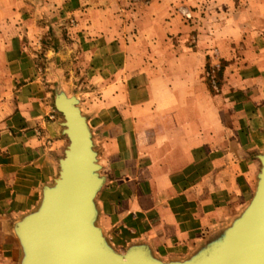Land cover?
<instances>
[{
	"label": "crops",
	"instance_id": "crops-1",
	"mask_svg": "<svg viewBox=\"0 0 264 264\" xmlns=\"http://www.w3.org/2000/svg\"><path fill=\"white\" fill-rule=\"evenodd\" d=\"M58 86L86 118L104 179L97 225L114 250L184 260L249 202L264 152V0H0V264H18L13 225L68 143Z\"/></svg>",
	"mask_w": 264,
	"mask_h": 264
},
{
	"label": "water",
	"instance_id": "water-1",
	"mask_svg": "<svg viewBox=\"0 0 264 264\" xmlns=\"http://www.w3.org/2000/svg\"><path fill=\"white\" fill-rule=\"evenodd\" d=\"M54 107L68 143L52 184L13 225L18 264H264V152L247 205L194 254L165 262L142 244L118 253L97 225L95 198L104 179L79 99L56 89Z\"/></svg>",
	"mask_w": 264,
	"mask_h": 264
},
{
	"label": "rangeland",
	"instance_id": "rangeland-1",
	"mask_svg": "<svg viewBox=\"0 0 264 264\" xmlns=\"http://www.w3.org/2000/svg\"><path fill=\"white\" fill-rule=\"evenodd\" d=\"M36 1H38V0H36ZM130 2H135V0H130ZM239 2H236V4H235V2H234V4L235 5H239L238 4ZM192 11H193V9H197L196 7L195 8H190ZM179 12H180V14H181V16L183 17V19L184 20H186V21H192L193 19H194V17H193V14H192V12L190 11V10H188L187 9V7H182V8H180L179 9ZM184 12H186V13H188V14H190V18H187L185 15H184ZM62 78H65V74L62 72ZM62 81H64V79H62ZM64 83V82H63ZM57 89H61V90H63L64 91V89L62 88V87H57ZM56 92V91H55ZM58 116H59V118H60V120L61 121H63L62 120V117H61V115L58 113ZM118 253H123L124 252V250H120V251H117Z\"/></svg>",
	"mask_w": 264,
	"mask_h": 264
},
{
	"label": "built area",
	"instance_id": "built-area-1",
	"mask_svg": "<svg viewBox=\"0 0 264 264\" xmlns=\"http://www.w3.org/2000/svg\"><path fill=\"white\" fill-rule=\"evenodd\" d=\"M184 15H185L187 18H190V14L184 12ZM216 71H218V70H213V71H210V72L208 73V77L210 78V84H211V86H212L213 88L216 87V81H215V77H214Z\"/></svg>",
	"mask_w": 264,
	"mask_h": 264
}]
</instances>
